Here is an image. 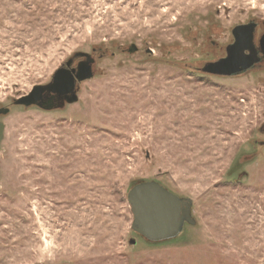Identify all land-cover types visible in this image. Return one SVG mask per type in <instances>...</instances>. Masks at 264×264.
I'll return each mask as SVG.
<instances>
[{
  "label": "rangeland",
  "instance_id": "obj_1",
  "mask_svg": "<svg viewBox=\"0 0 264 264\" xmlns=\"http://www.w3.org/2000/svg\"><path fill=\"white\" fill-rule=\"evenodd\" d=\"M262 20L264 0H0V264H264V62L200 70ZM95 48L76 102L13 104ZM143 181L195 223L132 232Z\"/></svg>",
  "mask_w": 264,
  "mask_h": 264
},
{
  "label": "water",
  "instance_id": "obj_2",
  "mask_svg": "<svg viewBox=\"0 0 264 264\" xmlns=\"http://www.w3.org/2000/svg\"><path fill=\"white\" fill-rule=\"evenodd\" d=\"M254 28L255 23L252 21L235 25L231 30L233 42L228 46L226 56L207 63L203 71L222 76H234L250 70L258 61L253 48ZM127 50L133 53L137 51V47L130 44ZM259 50L264 58V34L259 40ZM92 76L90 67L86 64L81 65L77 80H88ZM43 92L68 95V104L78 100L74 76L69 70L60 67L53 73L50 82L35 85L27 95L14 99L13 104L24 108L37 105ZM9 112L8 107H0V114L5 115ZM4 127V123L0 121V142L3 139ZM126 200L133 217L131 229L149 241L160 242V240L174 238L180 233L183 223H195L191 215L192 201L178 197L155 181H143L133 185L130 187Z\"/></svg>",
  "mask_w": 264,
  "mask_h": 264
},
{
  "label": "flooded vegetation",
  "instance_id": "obj_3",
  "mask_svg": "<svg viewBox=\"0 0 264 264\" xmlns=\"http://www.w3.org/2000/svg\"><path fill=\"white\" fill-rule=\"evenodd\" d=\"M252 22L255 23L254 38H253V48H254V50L256 52L258 61L254 64V66L251 69H253L257 65H260L261 63L264 62V58L262 57V53L259 50V40H260L262 34H264V21H252ZM259 29L262 32H261L260 36L258 37L257 36V31ZM227 48H228V46H227ZM82 53H87V52L77 51L76 53H74L71 57H69L60 66L64 70H69L71 72V74L74 76V78H75V90H76L77 94L79 93L80 85L84 81H86V80H83V81H78L77 80V73H78L79 68L81 67V65L86 64V65H88L90 67L92 73H94V70H95L94 69V65L96 63V60H97L98 57L102 56V54H99V51L96 48L92 49V53L93 54L87 53L88 55H83ZM225 56H226V54H225ZM225 56H222L219 59L224 58ZM45 84H47V83H45ZM67 100H68V95L66 96V95H58L57 93L54 94V93L43 92L42 97L39 100V102L37 103V105H32V106L37 107L39 109H44V110H47V111H54L56 109H63L64 107L70 105L71 103L68 104ZM0 115H4V114H0Z\"/></svg>",
  "mask_w": 264,
  "mask_h": 264
},
{
  "label": "trees",
  "instance_id": "obj_4",
  "mask_svg": "<svg viewBox=\"0 0 264 264\" xmlns=\"http://www.w3.org/2000/svg\"><path fill=\"white\" fill-rule=\"evenodd\" d=\"M207 63H209V62H207ZM207 63H204V65L201 67V71H203V68H204V66L207 64ZM203 72H205V71H203ZM206 73H208V72H206ZM210 74H212V73H210ZM214 75H217V74H214ZM258 146L260 147V148H263L264 147V142H259L258 143ZM133 185H135V184H133ZM133 185H131L130 187H132ZM130 189V188H129ZM130 191V190H129ZM128 191V192H129ZM128 194V193H127ZM132 230V229H131ZM132 232H134L135 234H137V235H139L137 232H135V231H133L132 230ZM140 236V235H139ZM140 238H143L142 236H140ZM144 239V238H143ZM145 241L147 240V239H144ZM148 242H153V241H149V240H147ZM161 241V240H160ZM132 242H134L133 241V239H131L130 241H129V243L131 244ZM154 243H156V242H154Z\"/></svg>",
  "mask_w": 264,
  "mask_h": 264
}]
</instances>
